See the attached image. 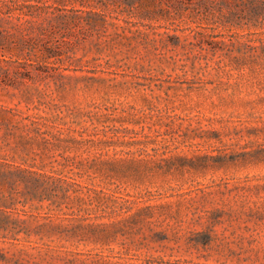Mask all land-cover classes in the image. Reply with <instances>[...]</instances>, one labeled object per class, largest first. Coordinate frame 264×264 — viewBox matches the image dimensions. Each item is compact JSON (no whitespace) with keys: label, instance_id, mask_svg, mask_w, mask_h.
Segmentation results:
<instances>
[{"label":"rangeland","instance_id":"374dc122","mask_svg":"<svg viewBox=\"0 0 264 264\" xmlns=\"http://www.w3.org/2000/svg\"><path fill=\"white\" fill-rule=\"evenodd\" d=\"M201 1L0 0V264H264V34Z\"/></svg>","mask_w":264,"mask_h":264},{"label":"trees","instance_id":"16d2710c","mask_svg":"<svg viewBox=\"0 0 264 264\" xmlns=\"http://www.w3.org/2000/svg\"><path fill=\"white\" fill-rule=\"evenodd\" d=\"M201 3L207 4H219L221 8H218L216 14L213 13L216 19L219 21H233V18L236 14H239L241 20H245L247 24V29L250 33V29L254 27V32L256 34H264V0H203ZM225 7V10H222V7ZM239 8V11L238 9ZM243 24V23H242ZM251 41L264 42V35L254 38L246 39L244 41L245 45L250 47L252 46ZM225 43L223 40L219 41ZM213 50L216 51L219 47L212 46Z\"/></svg>","mask_w":264,"mask_h":264}]
</instances>
